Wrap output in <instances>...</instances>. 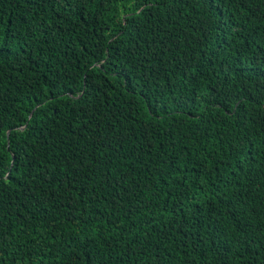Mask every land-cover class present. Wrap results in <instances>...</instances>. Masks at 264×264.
Wrapping results in <instances>:
<instances>
[{
	"label": "trees",
	"instance_id": "trees-1",
	"mask_svg": "<svg viewBox=\"0 0 264 264\" xmlns=\"http://www.w3.org/2000/svg\"><path fill=\"white\" fill-rule=\"evenodd\" d=\"M0 264H264V0H0Z\"/></svg>",
	"mask_w": 264,
	"mask_h": 264
}]
</instances>
